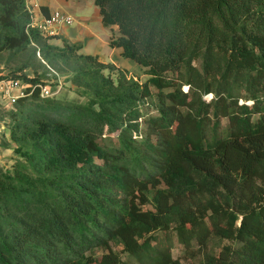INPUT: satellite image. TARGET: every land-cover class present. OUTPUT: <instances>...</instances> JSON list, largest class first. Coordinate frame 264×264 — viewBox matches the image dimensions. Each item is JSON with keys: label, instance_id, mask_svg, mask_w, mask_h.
Returning <instances> with one entry per match:
<instances>
[{"label": "trees", "instance_id": "16d2710c", "mask_svg": "<svg viewBox=\"0 0 264 264\" xmlns=\"http://www.w3.org/2000/svg\"><path fill=\"white\" fill-rule=\"evenodd\" d=\"M94 2L146 80L0 0V51L42 41L87 96L0 106L28 143L0 165V264H264V0ZM28 64L14 76L39 83Z\"/></svg>", "mask_w": 264, "mask_h": 264}, {"label": "rangeland", "instance_id": "374dc122", "mask_svg": "<svg viewBox=\"0 0 264 264\" xmlns=\"http://www.w3.org/2000/svg\"><path fill=\"white\" fill-rule=\"evenodd\" d=\"M64 7H66L69 12H72L78 19V21H76L77 23L66 27L71 28L76 34H79L82 40H86L87 37V47L85 45V47L81 50L82 52L94 50L96 46L92 49H89V43L91 41L94 43V45L101 41V39H104L105 41L109 35V31H111V27L105 25L102 22L99 15L98 5L94 2V0H66ZM80 23L81 25H79ZM63 29L64 27L58 35L49 39L44 37L42 40L56 44L60 43L62 45L68 43H74L77 45L79 41H69V39L64 36V32H62ZM111 33L114 32L111 31ZM110 40L111 38L109 39V42ZM104 45L108 47L107 44ZM41 46L42 41L33 40L31 41L29 48L21 54L14 55L10 50L7 49L0 51V75L14 76L22 71L21 67L24 63L29 62L28 66H26L27 71H29V73L33 71L34 75L39 76V81L41 83L49 84L51 90L53 91V96L65 100H87L86 93L83 92L85 89L84 86L72 79L75 73V64L73 61L66 62L62 59H59V61L55 63L49 62L47 59L43 58L42 52L39 49ZM120 56L123 59V63H119V61L118 63L114 62L116 64L113 68V74L115 76H117L118 68L125 67L130 71V73L139 76L142 81L147 79L148 75L143 72L142 68L134 64L136 61L122 54ZM124 64L128 66H124ZM109 70V68H106V71ZM40 96L43 97L41 94ZM0 113L4 114L5 119L7 120L4 121L3 119H0V145L2 148L0 153V165L12 169L15 161L17 159L23 158L18 148L21 145L28 143L12 136V116L5 111H0ZM224 121L226 120L224 119ZM110 138L114 140L117 139V136L114 135ZM146 206L152 207V204L148 203ZM158 233L163 235L164 231H158ZM223 241L226 243L229 242L227 239ZM112 247L114 250L120 252L125 258L128 257L127 253L123 250L122 244L113 242ZM104 251H107L106 248H100L96 252L101 254ZM173 253L174 256L183 255V249L176 241V238ZM183 261L186 264H191V260L186 258H183Z\"/></svg>", "mask_w": 264, "mask_h": 264}, {"label": "built area", "instance_id": "2783aa9c", "mask_svg": "<svg viewBox=\"0 0 264 264\" xmlns=\"http://www.w3.org/2000/svg\"><path fill=\"white\" fill-rule=\"evenodd\" d=\"M25 2L31 12L30 25L47 36L54 37L61 32L63 27L73 25L77 21L74 14L61 8H55L45 14L41 10L42 0H25ZM37 86L40 87V94L43 97L53 96V91L47 83L34 84L21 77L0 75V106L14 105L21 97L32 94ZM1 151L0 145V153Z\"/></svg>", "mask_w": 264, "mask_h": 264}, {"label": "crops", "instance_id": "0c3cea01", "mask_svg": "<svg viewBox=\"0 0 264 264\" xmlns=\"http://www.w3.org/2000/svg\"><path fill=\"white\" fill-rule=\"evenodd\" d=\"M65 1L66 0H42V7L41 10L44 12L45 10L48 12H50L51 10L55 9V8H61L64 9L66 11H68L66 9V7H64L65 5ZM99 10V9H98ZM45 13V12H44ZM72 13V12H71ZM73 14V13H72ZM100 15V13H99ZM76 17V16H75ZM101 17V15H100ZM77 19V18H76ZM78 21V19H77ZM77 23V22H76ZM81 25V23L79 24ZM112 31V29H111ZM111 31H109V35L108 37L105 39H101V41H99L96 45H94V43H92V41L89 43V49L94 48L93 51H89V52H84V53H92V54H98L101 58V60L105 61V62H115V63H121L122 62V57L120 56L122 53V49L121 47L118 46H112L110 45L109 39L112 36ZM64 32V36L70 40H72L73 42L79 41V43H81V48L79 49L80 52H82L81 50L85 47H87V37L86 40H82L81 37L79 36V34H76L71 28L69 27H64L63 31ZM86 42V43H85ZM58 43V42H57ZM92 43V44H91ZM60 44V43H58ZM104 44H107L108 47H106ZM62 45V44H61ZM123 63V62H122ZM136 65H138L140 67V65L138 63H134ZM124 66H128L125 65ZM141 68V67H140Z\"/></svg>", "mask_w": 264, "mask_h": 264}]
</instances>
